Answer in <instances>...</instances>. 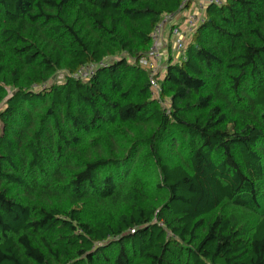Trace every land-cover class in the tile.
Returning <instances> with one entry per match:
<instances>
[{"label": "trees", "instance_id": "1", "mask_svg": "<svg viewBox=\"0 0 264 264\" xmlns=\"http://www.w3.org/2000/svg\"><path fill=\"white\" fill-rule=\"evenodd\" d=\"M185 2L0 0V264H264V0L208 5L154 98Z\"/></svg>", "mask_w": 264, "mask_h": 264}, {"label": "built area", "instance_id": "2", "mask_svg": "<svg viewBox=\"0 0 264 264\" xmlns=\"http://www.w3.org/2000/svg\"><path fill=\"white\" fill-rule=\"evenodd\" d=\"M191 1L190 7L187 9V2L183 5V10L178 14L166 16L162 22H160L152 33V45L146 56L142 57L140 63L146 68V64L149 65L151 71V82L154 89H159V83L155 78L156 64L160 63L164 55V42H165V31L169 25L168 40L172 44V50L177 52H184L186 46V39L188 34H192L200 23L204 21L205 9L210 4L221 5L224 0H198L196 6L195 0ZM182 18L179 22L177 19ZM173 21V23H172ZM95 67L93 65L86 66L76 76L88 78Z\"/></svg>", "mask_w": 264, "mask_h": 264}, {"label": "rangeland", "instance_id": "3", "mask_svg": "<svg viewBox=\"0 0 264 264\" xmlns=\"http://www.w3.org/2000/svg\"><path fill=\"white\" fill-rule=\"evenodd\" d=\"M195 3L196 4H194L193 7L197 5L198 0H195ZM181 19L182 18L177 19V22H179ZM172 23H173V21H172ZM168 27H169V25H168ZM168 27L166 28V31H165L166 38H165V42H164L165 50H164L163 59H162V61L160 63H157L156 64V67H157L156 72L159 74V80L162 79L163 76H164V73H165L164 71H165V69H166V67L168 65V59H169V57L172 56L173 62H176L181 57V55L184 53V52L174 51V50H172V46H169V44H171V43L168 40V30H169ZM191 37H192V34L189 33L188 36H187V39H186L187 44L190 42ZM149 65L150 64H146V68L149 69L150 68ZM63 78H64V73H59V74H56L52 78V81H61ZM153 96H154V98H159L160 99V90L159 89L153 90ZM161 103H162L163 106H168L169 105L168 104L169 103V100L167 99L165 101H161ZM171 162L173 164L179 163L180 162V159L175 156V157H172ZM154 170L155 169L152 167L151 168V171H154ZM88 206L93 211L98 212L97 208H94L92 203H89ZM237 210H238V208L235 205H233L231 203H226V204L222 205L217 210V214L227 215L228 213H231V212L237 211ZM91 216H94V215H91Z\"/></svg>", "mask_w": 264, "mask_h": 264}, {"label": "crops", "instance_id": "4", "mask_svg": "<svg viewBox=\"0 0 264 264\" xmlns=\"http://www.w3.org/2000/svg\"><path fill=\"white\" fill-rule=\"evenodd\" d=\"M199 2V1H198ZM196 4V3H195Z\"/></svg>", "mask_w": 264, "mask_h": 264}]
</instances>
